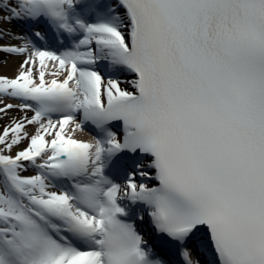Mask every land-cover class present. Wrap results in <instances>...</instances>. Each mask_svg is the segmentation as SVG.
I'll use <instances>...</instances> for the list:
<instances>
[{
    "label": "snow or ice",
    "instance_id": "snow-or-ice-1",
    "mask_svg": "<svg viewBox=\"0 0 264 264\" xmlns=\"http://www.w3.org/2000/svg\"><path fill=\"white\" fill-rule=\"evenodd\" d=\"M0 53V264H264V0H0Z\"/></svg>",
    "mask_w": 264,
    "mask_h": 264
},
{
    "label": "bare ground",
    "instance_id": "bare-ground-1",
    "mask_svg": "<svg viewBox=\"0 0 264 264\" xmlns=\"http://www.w3.org/2000/svg\"><path fill=\"white\" fill-rule=\"evenodd\" d=\"M12 27V26H11ZM13 43H18L17 41H13ZM18 58L15 56H7L3 53H0V74H6L8 76L14 75L15 67ZM6 61V63H5ZM76 138L88 140L87 135L82 131H76L73 133Z\"/></svg>",
    "mask_w": 264,
    "mask_h": 264
},
{
    "label": "rangeland",
    "instance_id": "rangeland-1",
    "mask_svg": "<svg viewBox=\"0 0 264 264\" xmlns=\"http://www.w3.org/2000/svg\"><path fill=\"white\" fill-rule=\"evenodd\" d=\"M21 113L18 110L12 109L9 112V116H20ZM8 121L6 118L0 117V128L3 127L4 124H6Z\"/></svg>",
    "mask_w": 264,
    "mask_h": 264
}]
</instances>
